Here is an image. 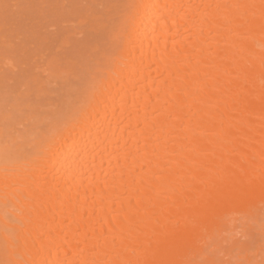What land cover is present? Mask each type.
<instances>
[{"label":"bare ground","instance_id":"obj_1","mask_svg":"<svg viewBox=\"0 0 264 264\" xmlns=\"http://www.w3.org/2000/svg\"><path fill=\"white\" fill-rule=\"evenodd\" d=\"M41 1L42 4L45 2ZM88 1V4L77 7L79 0L75 4L71 0L73 8L75 7L73 12L78 14V18L74 20L69 14L70 18H67L64 12L65 20L60 15V8L57 9V14L55 10L58 17H63L58 20L67 22L62 25L58 21V26L54 25V32L51 27L52 31L49 30L47 35L52 32L51 34L55 33L56 36L58 33L65 36L64 33L69 34V31L70 34H66L67 37L63 39L62 36L58 39L59 37L53 34L54 39H51H58L59 42L53 41L56 44L54 46L51 44L52 40L48 39V43L57 49L62 45V51H68L65 54L67 56L60 57L54 48L56 53L49 52L50 58H46V64L51 67L47 69H53L45 74H48V78L42 82L40 80L38 84L37 78L29 76V82L36 81L34 85L37 89L34 86V90L30 91L36 89V92L31 93H35L38 101H41L42 97L51 101L42 104L29 102L24 108H21V103L17 104L21 105L20 108L13 106L16 108L14 111L19 112L16 116L28 111L25 114L26 120L20 124H24L22 127L26 130L20 132L19 129L20 134L18 130L14 131L19 127H16L18 124H13L12 114L0 113V261L43 259L49 264L58 260H73L77 264H116L122 259L150 262L202 261L213 258L223 264H231L234 249L247 250L246 242L236 239L237 233L246 238L264 234V197L261 195V174L264 172V20L260 14V0H183L185 3L254 4L257 7L246 10L244 16L236 10H221L222 26L211 38V47L205 48L203 53H193L189 58L190 62H186L188 79H183V72L175 74L176 87L173 91L178 102L171 101L169 97L170 102L162 108V111L170 112L171 117L165 121L164 133L161 135L160 143L163 147L159 166L154 165L149 172L146 164V175L137 176L134 190L123 192L114 205L105 202L103 207L99 201L92 206V201L97 197L94 195L93 186L89 185L88 178L95 175L102 177L103 171L108 170L109 157L107 153L104 154L101 167V156L98 154L100 150H92L88 132L82 128L79 119L73 118V114L81 110L92 111V105L96 103L92 93L103 101L98 110L103 116L107 108L108 119L112 117L113 107L119 111L120 96L125 90L128 91L130 105L132 88L129 72L133 60L136 65H140L143 59L145 74L148 71L152 74V79L147 81L149 85L152 80L158 82L168 76L167 71L163 75H158L156 71L160 48L156 47L157 42L152 38V23L158 25L156 17L160 12L151 9L147 18L141 13L133 25L128 17L133 15L134 10L128 9L127 6L135 3L164 5L172 3L173 0ZM64 2L68 1L65 0L60 5L58 2V5L64 7ZM49 3L54 4V1L49 0ZM33 11L37 17L44 14L36 9ZM105 23L116 29L122 25L127 27L131 33L130 38L119 46L113 45L110 42V34L104 27ZM181 31L183 32V29ZM74 39H78V42H73ZM57 43L61 44L57 46ZM73 45L81 46L78 50L80 55L76 53ZM69 49L73 50L72 54ZM68 55L78 58L72 59ZM62 63L69 66L70 71L64 72ZM44 69L43 72L48 71ZM85 69L90 72L87 82L84 79ZM51 81L54 88L50 85ZM56 87L60 89V92L56 90L59 93L56 96H60L59 98L51 95ZM149 90L151 91V87ZM136 91H139V88ZM31 93H25L24 96H30ZM57 112H62L67 117V124H48L49 119ZM6 119L9 125L7 133L4 126ZM25 124L27 128L29 126L28 129ZM104 129L112 136L107 121L104 123ZM95 131L96 129H93V132ZM119 135L117 130L116 137ZM85 144L88 145L87 150L84 148ZM38 147L48 149L47 155L51 157L43 169V175L35 173L34 166L29 163L30 153ZM67 165L78 169L82 181L77 179L65 183ZM210 168L213 170L211 174ZM45 178L53 187L59 184L65 192L71 188L77 213H56L63 234L68 238L65 246L53 249L51 253L44 251L41 255H36L34 250H30L31 245L29 249H6L5 241L14 234L11 226L6 223V214H12L24 204L23 200L14 199V194H26L30 185L36 187L44 182ZM212 180L218 183L244 182L247 195L237 201L238 210L221 213L213 226L205 232L196 251L168 243L161 231L163 225L167 224L169 229L175 228L177 223L183 226L193 212L196 199L209 195L207 189L211 187ZM5 193H8L7 206ZM129 198L132 204L140 209V217L150 222L151 228L156 231L153 233L150 230L148 239H142L139 245L130 238L126 248L113 249V237L118 245L120 237L118 232H110L109 229L121 224L120 217L124 218L125 228H135L139 223L140 217L133 215L135 210L133 209L132 213L128 211ZM85 233L88 243L83 242ZM73 234L76 239H73ZM97 238L99 246L94 243ZM77 240L81 242L78 244Z\"/></svg>","mask_w":264,"mask_h":264},{"label":"snow or ice","instance_id":"obj_2","mask_svg":"<svg viewBox=\"0 0 264 264\" xmlns=\"http://www.w3.org/2000/svg\"><path fill=\"white\" fill-rule=\"evenodd\" d=\"M12 5L5 3L4 23L8 26L11 23L8 10ZM16 7H19L17 5ZM31 7L44 13L38 18L41 27L47 28L49 25H56L59 17L55 14V10L61 6L51 4H37ZM254 4H220V3H192L183 2V0H173L172 3L164 5H150L146 3H135L128 5V9L134 10L132 16L128 20L134 25L135 19L143 13L145 18L151 9H156L160 14L156 17L157 23H152V38L157 42L156 47L160 48V60L157 62L156 71L158 75H163L167 71L168 76L160 79L158 82L152 80V84L147 83L152 79L150 71L145 74L143 67V59L141 64L136 65L134 60L131 62V70L129 72V83L132 88V101L129 105L128 91L125 90L120 96L119 111L113 107L112 117L108 119L107 108L104 115L101 116L99 109L100 103L103 101L95 97L96 103L92 105V111L87 112L81 110L74 113L73 118L81 121V126L88 132V140L92 144V150L99 149L98 154L101 156V167L104 163V154L107 153L108 170L103 171L102 177L95 175L88 178L89 185L93 186L96 200L92 201L94 207L97 202L103 207L105 202L114 205L115 201L120 199L123 192L134 190L137 176L146 175L145 165L148 171L152 167L159 166L162 145L160 143L161 135L164 133L165 121L171 117L170 112L162 111L165 104H168L169 97L171 101H177L178 98L173 91L176 87L175 74L183 72V79H188L186 62H190L189 58L193 53H203L205 48L211 47V38L217 33L221 24V10H236L242 16L246 15V10L256 8ZM163 11H160V10ZM260 14L264 20V0H260ZM52 10V11H49ZM101 23H104L101 21ZM231 23V21H230ZM105 29L110 34V42L119 46L121 43L129 39L131 33L128 28L121 26L119 29L113 28L109 24H104ZM183 29V32L181 31ZM53 30H55L53 28ZM184 33H189L185 35ZM169 42L171 46L169 47ZM141 54L143 49L141 45ZM5 58L11 55L9 49H5L3 54ZM162 65V66H161ZM151 68V65L148 66ZM90 72L85 69L84 79L87 82ZM151 87V91L149 88ZM139 88V91L136 89ZM21 97L14 91L9 90L6 94L5 104L13 105L20 103ZM10 118V116H9ZM107 121L108 128L112 132V136L108 135V131L104 129V123ZM68 123L67 117L62 112L53 115L48 124ZM91 122V123H90ZM115 124V128H113ZM6 133L8 131V119L5 122ZM93 129H96L93 132ZM119 131V137H116V131ZM103 133V135H101ZM127 133V135H125ZM111 145V151H109ZM87 150L88 145H84ZM48 149L38 147V149L30 153L29 163L34 166V172L43 175V169L50 162L51 157L47 155ZM35 157V159H31ZM113 160L115 163L113 164ZM262 163H264V152H262ZM210 174L212 169H209ZM218 174V172H217ZM66 176L68 181L81 179L82 176L76 167L67 165ZM254 182V181H253ZM79 187V185L77 186ZM98 189V191H97ZM209 195L201 196L196 199L193 206V212L185 220L183 226L179 223L175 228L169 229L168 225H163L165 240L172 245H179L192 251L199 248V242L214 224L216 218L221 213L237 211V201L243 199L247 195V186L243 181L237 183H218L212 180L211 187L207 189ZM261 195L264 197V172L261 174ZM87 197V192H85ZM14 199L23 200V207L14 210L12 214H6V223L11 226L13 236L5 241V248L12 251L24 248L34 250L36 255H41L44 251L51 253L53 249L63 248L67 236L63 234L61 224L57 221V211L63 214L65 211L75 215L77 213L76 205L73 203L71 196V188L67 192L57 184L55 187L45 178L44 182L39 183L36 187L31 185L26 194H14ZM57 201L59 204L57 205ZM5 205H8V193H5ZM123 208V204H121ZM135 210L133 215L140 217V209L137 205H133L129 198V213ZM147 213L145 212V216ZM121 224L114 225L110 232L119 233V245L116 238L113 237L111 246L113 249L127 247V241L131 238L139 245L142 239H148V233L155 232L156 229L151 228L150 222L140 217L139 223L135 228L129 226L125 228L124 218L120 217ZM143 225V227H140ZM8 229H6L7 231ZM73 239H76L73 234ZM81 241L77 240L79 244ZM84 243H88L87 233L84 234ZM95 246H99L98 238L94 242ZM149 246H151L149 241ZM0 264H49L47 260L32 259L31 261L15 260L0 261ZM54 264H77L73 260H58ZM116 264H223L213 258L202 261L195 260H153L143 261L140 259H122Z\"/></svg>","mask_w":264,"mask_h":264},{"label":"rangeland","instance_id":"obj_3","mask_svg":"<svg viewBox=\"0 0 264 264\" xmlns=\"http://www.w3.org/2000/svg\"><path fill=\"white\" fill-rule=\"evenodd\" d=\"M32 1H34V3H36V5L38 3L42 4V3H40L41 0H38L39 2L37 0H0V9H1L0 10V12H1L0 13V108L2 110V112H0V113H11L12 114V117L14 118V120L12 119L13 121L12 120L11 121L13 122V124H18V126H16V127H19L18 129H16L14 126V128H15L14 131L18 130V133H19V129H20V132H24L26 130V129L24 130L22 127L24 124H22V125H20V124L24 123V121L26 120L25 114L28 111L26 110V112L24 111V113L22 111L23 114H21L20 116H18V115L16 116V114H19V112L18 113L15 112L16 108L13 107V105H11V104L7 105V106L5 104L6 94L8 93L9 90H12L17 95H19L20 97L26 98V99L21 98L20 103H21L22 107H21V105L18 106L16 104L15 106L17 108L18 107L24 108L23 106H25V104L29 103V102H31V104L32 103L35 104L38 102H39V104L40 103L42 104L45 101H46V103L50 102L51 100L48 101L47 98H43V97H42V99L39 97L41 99V101H38L39 99H37L38 97L35 96V93L32 94L33 92H36V89H37V86L34 85L36 83V81H32V82H29V81H31L30 78H33L31 76H34V78H37L38 84H39L40 80L42 82L43 79L46 80V78H48V77H46L48 74L47 75H45V74L49 73V71L53 70V69L48 70L51 67L49 68V66L46 64V63H48L47 59L50 58V57H48L49 52H53L52 54H55L57 52L56 54L59 55L60 57L67 56L65 54L68 51H65V53H64V50L62 51V49H63L62 45H60V47H58L59 49H57V47H54L56 45L54 43L59 42V40H58V39H60L59 36H62V39H63V38H66L70 34V31H69V34H68V32L64 33L65 36L67 34V36L65 37L62 35V33H58L57 34V36L59 37L58 38L56 36V34L53 33L54 36L58 38L57 39L58 41L52 40V39H54V36L51 33L54 32V30L52 31L51 27L54 28L55 26L50 25L47 28L40 26V24L38 22L39 15H38V17L36 16L37 14L34 15L35 12L33 10L35 8L33 9V7H31L34 4V3H32ZM50 1L51 2L54 1V4L51 3V5L52 4L58 5V2H60L59 3V5H60V4H63V1H65V0H62V1L50 0ZM66 1H68V2L67 3L64 2L65 3L64 7L63 6L59 7L60 8L59 10L61 12L60 15L63 16V13L65 12V16L67 14V18L69 17V15H71L72 20H74V18L75 19L78 18V14L73 12L75 7L73 8V5L71 4V0H66ZM80 1H82V0H79V2L76 4L77 7H81L82 5H85V3L88 4L87 3L88 0L87 1L83 0L85 2L82 1L83 3L81 2V4H80ZM75 2H77V0H72L73 4H75ZM5 3L12 5V7L8 10L9 16L11 18V23L8 26H6L4 23V16H5L4 4ZM48 3H49V0H48ZM48 3H46V0H45V2L43 4H48ZM17 5H19V7H16ZM69 10L71 11V13ZM56 11H57V9H56ZM57 13H58V11L56 12V14ZM65 16H63V17L66 20ZM62 18H60V19H62ZM58 21L62 25L65 24V22H67V21L64 22V20H63L64 23H62V21H60V20H58ZM57 26L58 25L56 24V27ZM49 30L52 32L50 33V35H47V32L49 34ZM38 36H40V37H38ZM51 36H53V37H51ZM28 37H30V38H28ZM48 37H50V38H48ZM48 39L52 40L51 44H54V46H52L50 43H48V42H50ZM81 40H80V42H81ZM53 41H55V42H53ZM60 41H62V40H60ZM74 41L78 42V39L77 40L74 39L73 42ZM40 42L42 44H40ZM80 42H79V44H80ZM49 44L52 48L49 46ZM59 44H61V43H59ZM59 44L57 46H59ZM73 46L76 48V49H74V50H76V53L79 54V52H78L79 46L78 45H77L78 47L75 45H73ZM6 48L9 49L10 53H11V55L8 56L7 58H5L2 55ZM54 48L57 49L56 52H54L55 51ZM50 49H52V50H50ZM70 51H71L70 53L72 54L73 50H70ZM76 53H74V55ZM52 54L50 56H52ZM74 55H72V56H74ZM68 57H71V56L68 55ZM74 57H71V58L72 59L78 58V57H76V58H74ZM68 59H70V58H68ZM47 67H48V69H47ZM44 68H46V70H48V71L43 72ZM62 70L64 72L66 70L70 71V67L67 66L65 63H62ZM29 76H30V78H29ZM52 83L53 82L51 81L50 85ZM34 86L36 87L35 91H30V89L34 90V88H35ZM53 86H54V84H52V88L55 87V86L54 87ZM50 88H51V86H50ZM50 88H48V89H50ZM57 89L60 92V89L56 87L55 91H54L56 93L53 92L54 94L50 90V93H52L51 94L52 97H55V98L60 97V96H56L58 93L56 91ZM25 93L26 94L31 93L32 96H31V94H29L30 96H28V95L24 96ZM52 97H51V99H53ZM45 99H47V100H45ZM54 100L55 99H53V101ZM20 103H18V104H20ZM45 105H47V104H45ZM42 107L44 109L46 108L44 106H42ZM13 124H11V125H13ZM11 125H10V127L13 129V127ZM25 128H27L26 124H25ZM28 128H29V126H28ZM240 234L239 233L236 234V236H237L236 239L238 241L246 242V245H245L246 248L245 249H247V250L246 251H242V250L239 251L238 249H234L233 250L234 258L231 261V264H264V236H263L264 234H255L254 236L251 235L247 238L242 237ZM225 259L227 260V257H225Z\"/></svg>","mask_w":264,"mask_h":264}]
</instances>
